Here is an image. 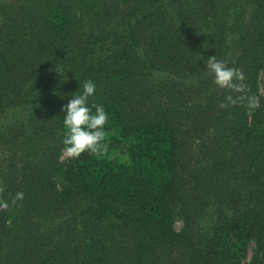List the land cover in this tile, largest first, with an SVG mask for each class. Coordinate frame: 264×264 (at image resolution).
Instances as JSON below:
<instances>
[{
    "label": "trees",
    "instance_id": "16d2710c",
    "mask_svg": "<svg viewBox=\"0 0 264 264\" xmlns=\"http://www.w3.org/2000/svg\"><path fill=\"white\" fill-rule=\"evenodd\" d=\"M262 73L264 0H0V264H264ZM87 80L108 151L63 161Z\"/></svg>",
    "mask_w": 264,
    "mask_h": 264
},
{
    "label": "clouds",
    "instance_id": "9594fccd",
    "mask_svg": "<svg viewBox=\"0 0 264 264\" xmlns=\"http://www.w3.org/2000/svg\"><path fill=\"white\" fill-rule=\"evenodd\" d=\"M207 72L213 76V82L221 89H230L240 95H228L227 103H221L220 107L225 108L228 104L236 105L238 102H247L249 109L258 107L256 99L246 95L245 75L241 69L228 67L226 62L209 56L206 62ZM76 91L68 103L63 106L64 134L62 143L63 151L69 157L79 158L82 154L104 155L108 151L106 143L105 126L109 120V115L103 105H89V97L96 92V84L87 80ZM94 109V111H93ZM24 198V193L17 192L11 203L14 205L17 201ZM10 204L0 201V212L8 210Z\"/></svg>",
    "mask_w": 264,
    "mask_h": 264
},
{
    "label": "rangeland",
    "instance_id": "374dc122",
    "mask_svg": "<svg viewBox=\"0 0 264 264\" xmlns=\"http://www.w3.org/2000/svg\"><path fill=\"white\" fill-rule=\"evenodd\" d=\"M261 83H260V94L262 97H264V73L261 74ZM70 158L65 152L62 154V160L65 161L66 159ZM184 227V223L182 220H177L175 224L176 230L180 231ZM254 254V246H251L248 254L247 262H250L252 256Z\"/></svg>",
    "mask_w": 264,
    "mask_h": 264
}]
</instances>
